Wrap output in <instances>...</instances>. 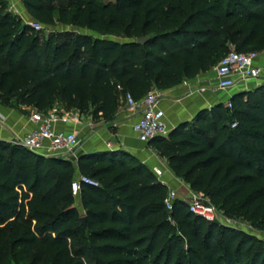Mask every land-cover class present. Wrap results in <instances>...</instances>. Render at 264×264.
<instances>
[{
    "label": "trees",
    "instance_id": "16d2710c",
    "mask_svg": "<svg viewBox=\"0 0 264 264\" xmlns=\"http://www.w3.org/2000/svg\"><path fill=\"white\" fill-rule=\"evenodd\" d=\"M20 1L42 26L97 35L43 42L0 0V105L22 113L58 103L112 122L127 94L140 100L193 80L231 47L264 50V0ZM229 102L148 145L218 211L264 226V85ZM79 176L97 186L81 183L75 199ZM167 191L123 151L82 155L74 167L0 142V264H264L254 238L180 200L168 212Z\"/></svg>",
    "mask_w": 264,
    "mask_h": 264
},
{
    "label": "crops",
    "instance_id": "0c3cea01",
    "mask_svg": "<svg viewBox=\"0 0 264 264\" xmlns=\"http://www.w3.org/2000/svg\"><path fill=\"white\" fill-rule=\"evenodd\" d=\"M7 3L9 11L23 20L24 24L34 21L26 12L20 0H7ZM257 53L258 57L255 64L259 67H264V50ZM210 74L212 79H210ZM215 84V76L211 70L209 74L208 72L199 74L195 79L184 81L177 87L160 91L161 100L159 106L165 111L169 133L179 124L190 122L199 111L210 109L218 104L226 105L233 96L240 93L253 92L263 86L264 81L262 79H252L239 82L228 91L216 90ZM24 110L25 112L22 113L0 105V142L13 144L20 141L25 134L35 128V125L30 121V115L33 112L28 110V108ZM51 112H57V110L52 108L47 111V113ZM135 121L136 117L128 111L125 103L124 108L119 107L112 121V127L114 128L112 131L109 129L110 125L108 122L100 121L95 126L91 125L93 123L91 118L84 124L80 123V121L79 123H55L52 128L56 133L75 132L78 135V139L86 136L74 154L67 159L74 167L78 158L82 155L117 148L132 154L148 169L153 167L161 169L164 173L161 182L167 188L183 191L189 188L188 185L174 175L165 159L153 152L148 144L141 143L134 137L131 132V125ZM107 145L110 147L108 148ZM52 157L61 156L54 155Z\"/></svg>",
    "mask_w": 264,
    "mask_h": 264
},
{
    "label": "built area",
    "instance_id": "2783aa9c",
    "mask_svg": "<svg viewBox=\"0 0 264 264\" xmlns=\"http://www.w3.org/2000/svg\"><path fill=\"white\" fill-rule=\"evenodd\" d=\"M30 25L35 32L41 31L43 26L32 21L26 23ZM258 57L257 52H237L230 48L219 62L212 68L215 76V89L219 91H228L235 87L239 82H245L252 79H262L264 81V67L255 64ZM161 100L160 91L153 90L147 93L142 99L135 100L127 94L124 98L128 111L136 117V121L131 125V132L141 143L148 144L156 138H167L169 131L166 125L165 111L159 106ZM227 108H231L228 101ZM30 121L35 128L24 135V137L13 144L20 145L28 152L44 158H52L54 155H60V158L67 160L71 157L79 146L78 135L72 133H56L52 126L55 123H79V117L75 114H58L33 112L30 115ZM236 124L232 125L234 128ZM151 173L161 182L164 175L158 167L149 169ZM81 183L97 186L85 177H77L71 184V194L77 199L80 193ZM162 183V182H161ZM182 197L177 195L175 190L167 191L164 205L168 212L172 211L175 201L180 200L186 203L188 211L193 215L204 219L209 223H217L221 226H229V222L221 221L218 210L202 194L193 192L187 188Z\"/></svg>",
    "mask_w": 264,
    "mask_h": 264
},
{
    "label": "rangeland",
    "instance_id": "374dc122",
    "mask_svg": "<svg viewBox=\"0 0 264 264\" xmlns=\"http://www.w3.org/2000/svg\"><path fill=\"white\" fill-rule=\"evenodd\" d=\"M7 1V0H6ZM98 1H104V2H107V1H114V0H98ZM15 15V14H14ZM21 22L23 23V20H21ZM41 32L43 33L44 37H43V42L48 38L50 37L51 35L54 36V39L55 41H58L57 38H62L64 35H66L67 33L68 34H76V33H79V34H86V35H91L93 37H97V35L95 34H90L88 31H85V30H79V29H75L71 26H63V25H60V24H57L53 27H45L43 26V29L41 30ZM100 37V36H98ZM101 37H104L106 39H110V40H115V41H122V38L119 37V36H116V35H111V34H107V35H104V36H101ZM42 50V48H41ZM252 52H257V51H252ZM210 71H208V74H209ZM210 79H212V75L210 74ZM201 89V88H199ZM125 107V103L122 102L121 103V106L120 108H124ZM59 115L60 114H63V112H66L68 114H75L79 117V121L80 123L84 124L86 123L87 121H89V118H90V115L89 113L87 112H83L81 113L80 111L78 110H65L64 107L58 103H55L54 104V107ZM28 110L32 111V112H35V110L33 109H30L28 108ZM61 110H64L61 112ZM93 122V121H92ZM97 122H100V121H94L91 125L95 126L97 125L98 123ZM108 124L110 125L109 129L110 131H112L114 128L112 127L113 125V122H108ZM92 126V127H93ZM86 138V136H83V137H79V144H81L84 139ZM107 147L109 148L110 146L107 145ZM150 149L155 152V149L154 147H150ZM123 151V152H126L128 154H130L129 152L125 151V150H119L117 148L113 149V150H109V151ZM156 153V152H155ZM157 154V153H156ZM132 155V154H130ZM133 156V155H132ZM134 157V156H133ZM135 159H137L136 157H134ZM138 160V159H137ZM139 161V160H138ZM177 192V195L179 197H182V195L185 193L183 190H175ZM194 192V191H193ZM196 193V192H195ZM198 194H201V193H198ZM203 195V194H202ZM204 196V195H203ZM76 204L77 201H76ZM218 213L220 214L219 216L222 218L221 221H224V222H229V226H227L228 228H231V229H234V230H237L239 231L240 233L242 234H245L247 236H250L252 238H254L256 241L259 242V246L263 249L264 251V226H262L261 222H258L256 224H249L245 221H243L241 218H237L233 215H224L223 213H221L220 211H218Z\"/></svg>",
    "mask_w": 264,
    "mask_h": 264
},
{
    "label": "water",
    "instance_id": "95a60500",
    "mask_svg": "<svg viewBox=\"0 0 264 264\" xmlns=\"http://www.w3.org/2000/svg\"><path fill=\"white\" fill-rule=\"evenodd\" d=\"M147 41H148V38H147V37H141V38H139V39L136 40V43H137V44H140V45H143V44L146 43ZM52 158H53V159H58V158H60V157H52ZM81 221H82V225H83V227L86 228V218L83 217V218L81 219Z\"/></svg>",
    "mask_w": 264,
    "mask_h": 264
}]
</instances>
